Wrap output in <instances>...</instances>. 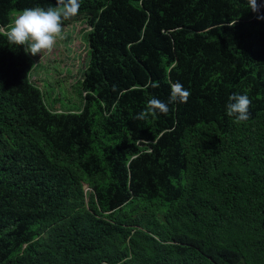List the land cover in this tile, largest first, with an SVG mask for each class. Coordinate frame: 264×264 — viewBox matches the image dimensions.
I'll return each mask as SVG.
<instances>
[{
  "label": "trees",
  "instance_id": "16d2710c",
  "mask_svg": "<svg viewBox=\"0 0 264 264\" xmlns=\"http://www.w3.org/2000/svg\"><path fill=\"white\" fill-rule=\"evenodd\" d=\"M54 5L0 0V25ZM246 7L80 0L78 112L51 111L0 35V264H264V19ZM175 82L186 103L134 119Z\"/></svg>",
  "mask_w": 264,
  "mask_h": 264
},
{
  "label": "clouds",
  "instance_id": "9594fccd",
  "mask_svg": "<svg viewBox=\"0 0 264 264\" xmlns=\"http://www.w3.org/2000/svg\"><path fill=\"white\" fill-rule=\"evenodd\" d=\"M247 9L256 14L258 20L264 19V0H246ZM80 0H55L54 6L43 8L36 6L23 9L8 26L0 25V35L6 38L9 45L22 47L25 54L31 56L51 52L62 39L64 22L79 14ZM158 87V85H152ZM190 96L180 82L170 85V94L167 102L160 99H151L144 111L137 114L134 119L144 120L148 116L167 114L169 104L186 103ZM226 115L234 117L235 122H244L249 118L251 100L247 95L232 94L228 97Z\"/></svg>",
  "mask_w": 264,
  "mask_h": 264
},
{
  "label": "rangeland",
  "instance_id": "374dc122",
  "mask_svg": "<svg viewBox=\"0 0 264 264\" xmlns=\"http://www.w3.org/2000/svg\"><path fill=\"white\" fill-rule=\"evenodd\" d=\"M21 11H16L13 19ZM87 25L85 17L64 22L62 36L51 52L31 56L33 68L30 81L41 91L46 106L53 112H78L81 110L84 94L81 77L89 56L87 48Z\"/></svg>",
  "mask_w": 264,
  "mask_h": 264
}]
</instances>
